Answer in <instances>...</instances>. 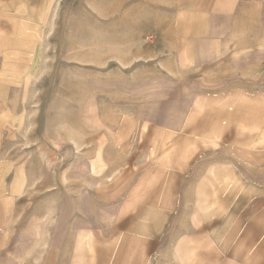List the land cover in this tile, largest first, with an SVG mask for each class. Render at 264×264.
Segmentation results:
<instances>
[{"label": "crops", "instance_id": "0c3cea01", "mask_svg": "<svg viewBox=\"0 0 264 264\" xmlns=\"http://www.w3.org/2000/svg\"><path fill=\"white\" fill-rule=\"evenodd\" d=\"M49 8L0 0V264H264V0H171L113 171L75 191L40 187L6 137Z\"/></svg>", "mask_w": 264, "mask_h": 264}, {"label": "rangeland", "instance_id": "374dc122", "mask_svg": "<svg viewBox=\"0 0 264 264\" xmlns=\"http://www.w3.org/2000/svg\"><path fill=\"white\" fill-rule=\"evenodd\" d=\"M49 9L24 85L29 100L6 106L24 116L7 117L6 137L29 175L50 173L40 187L75 191L113 171L111 144L135 88L129 75L171 22V0H50Z\"/></svg>", "mask_w": 264, "mask_h": 264}]
</instances>
